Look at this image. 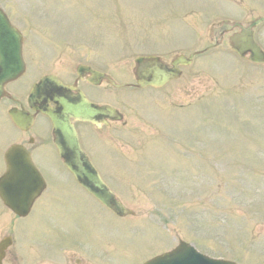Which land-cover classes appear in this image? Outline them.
Segmentation results:
<instances>
[{
	"label": "rangeland",
	"instance_id": "obj_1",
	"mask_svg": "<svg viewBox=\"0 0 264 264\" xmlns=\"http://www.w3.org/2000/svg\"><path fill=\"white\" fill-rule=\"evenodd\" d=\"M0 5L30 48L52 50L73 38H182L184 52L201 51L213 44L212 31L222 20L248 25L264 17V0H0ZM132 24L136 29L131 30ZM255 38L264 48V24L255 29ZM105 40L76 46L96 57ZM222 47L195 60L166 91L169 97L146 95L156 103L175 100V106H184L176 124L169 123L170 130L158 131L159 144L170 145L169 151L156 148L149 157L133 158L135 151L124 146L123 163L108 156L106 136L86 134L88 150L104 168L107 183L137 214L109 223L124 226L123 236L113 242L117 252L110 248L115 237L110 236L101 239L102 256L90 250L83 256L76 245L75 258L88 264H143L183 241L209 257L264 264V67L236 60L226 39ZM237 95L244 103H233ZM176 111L172 109V115ZM181 112L199 123L186 125ZM126 113L133 120L135 113ZM126 163L153 173L137 178ZM50 166L60 168L56 157ZM66 180L74 190H60L74 192L75 219L81 223L88 200ZM63 214L58 209L56 216Z\"/></svg>",
	"mask_w": 264,
	"mask_h": 264
},
{
	"label": "water",
	"instance_id": "obj_2",
	"mask_svg": "<svg viewBox=\"0 0 264 264\" xmlns=\"http://www.w3.org/2000/svg\"><path fill=\"white\" fill-rule=\"evenodd\" d=\"M5 20L0 13V38H14L13 44L15 46L17 38H22L18 31L12 27H6L4 25ZM264 22L261 19L247 29H241L242 33L235 37L234 46L239 55L244 56L246 53L250 54V61L254 63H264V54L261 53L259 48L253 41L252 28ZM10 42V41H7ZM12 44V46H13ZM150 71H143L142 75L145 78L150 76ZM165 70L156 68L152 71L153 83L159 79L164 80ZM76 134L72 129H69V134H67V140H65V145L58 144L59 151L64 160H66L65 165L67 168L75 175L77 180L92 194H94L98 199H100L106 206L111 207L114 211L119 210L123 212L124 210L119 206L115 205L111 193L107 191L100 179L92 172L79 151V147L76 140ZM22 177V176H21ZM24 189L26 191L34 190V183L23 181ZM17 195V194H14ZM15 198L13 195L8 200L11 203V199ZM147 264H213L204 260L199 255L195 254L192 250L181 247L179 250L172 254H168L159 257ZM219 264V263H218Z\"/></svg>",
	"mask_w": 264,
	"mask_h": 264
},
{
	"label": "flooded vegetation",
	"instance_id": "obj_3",
	"mask_svg": "<svg viewBox=\"0 0 264 264\" xmlns=\"http://www.w3.org/2000/svg\"><path fill=\"white\" fill-rule=\"evenodd\" d=\"M91 67L96 68V64H91ZM99 105L106 104L104 101L94 100ZM43 131H41L42 133ZM47 139V138H46ZM24 146H27L29 151L31 152L32 157H36L38 152H40L44 146L47 145L45 142V138L40 134L38 129L29 130L23 136V142H21ZM25 241L31 243L28 247L19 240L15 242L13 240L14 247L7 251L5 261L9 264H34L35 260L38 258V247L40 239L37 234H29L27 237H24ZM21 252V253H20ZM35 264H38L35 262Z\"/></svg>",
	"mask_w": 264,
	"mask_h": 264
},
{
	"label": "snow or ice",
	"instance_id": "obj_4",
	"mask_svg": "<svg viewBox=\"0 0 264 264\" xmlns=\"http://www.w3.org/2000/svg\"><path fill=\"white\" fill-rule=\"evenodd\" d=\"M25 180H31L32 183H35V180L37 179L36 177H32V176H29V175H25L24 177Z\"/></svg>",
	"mask_w": 264,
	"mask_h": 264
}]
</instances>
